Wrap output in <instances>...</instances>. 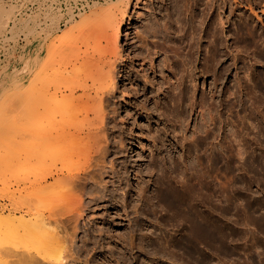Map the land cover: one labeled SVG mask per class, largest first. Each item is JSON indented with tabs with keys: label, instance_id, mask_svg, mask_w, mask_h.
Wrapping results in <instances>:
<instances>
[{
	"label": "rangeland",
	"instance_id": "rangeland-1",
	"mask_svg": "<svg viewBox=\"0 0 264 264\" xmlns=\"http://www.w3.org/2000/svg\"><path fill=\"white\" fill-rule=\"evenodd\" d=\"M46 1L58 6L61 16L64 14L57 0ZM111 1L114 0H92L90 4L104 5ZM177 1L180 2L179 0H130L126 14L120 22L118 43L124 58L119 60L121 67L118 65L115 73V96L111 97L109 102V107L114 105L115 112H110L106 120L107 133L105 132V135L103 133L105 137L102 136L106 139L107 152L100 155L101 160L98 159L100 162L95 160V155L99 156L97 152L95 154L93 152L97 147L88 141L89 139L84 141L86 145L79 141L77 144H72L82 145H79L77 150L75 146L70 153L58 148L57 144L60 147V143L64 142L59 140L60 143L58 141L53 145L54 147L57 145L56 155L61 154V157H54L52 162L48 160L50 156L47 158V155L51 150L47 151L48 153L44 151L47 154L41 157L42 164H45L43 168L48 167L47 170L51 169V172L61 167L64 173L68 174L70 171L82 175L90 169L89 175L93 179H85L84 184L89 185L88 182H92L95 186L92 190H89L91 187L89 188L88 185L87 188L82 187V189L74 185L73 189L70 185L73 191L68 185L60 188L63 189L61 192L63 191L64 200L69 198L64 201L59 197L58 201L62 202L56 203L59 206L54 205L55 209H53L58 208L59 210L54 213L59 211L60 215L56 213L55 215L60 216L59 218L64 215L63 219L74 216V213H81L77 221L66 219L68 222L62 224L64 227L60 225L63 228L60 226L54 228L55 232L58 230L59 233L60 230L61 237H71V243L69 241L64 243V250L68 249V252L64 251V255H69L66 256V264H264V112L259 113L251 100L258 98L260 94L256 87H253L254 76L264 64L259 58L260 52L264 54V0H214V7L209 11L214 10V15L223 22L224 28L222 44L219 46L222 51L220 65L208 61V37L207 40L206 37L201 38L200 51L191 62L188 61L189 64L187 62L188 65L184 66L187 75L180 86L185 93L180 100L176 99L178 89L175 91L180 87L177 86L178 82L174 77L179 76L177 68L173 77L170 71L164 72L171 77V86L167 87L158 70L153 74L154 76L150 71L145 76L138 64L139 61L134 59L132 66L128 65L127 61L130 59L129 56H125L127 53L133 54L134 48H137L135 34L140 33L142 25L144 26L146 22L154 24L155 20L162 22L163 18H172L174 27H171L173 31L170 30V34L166 32L163 45H160L162 49L156 46L158 54L155 55V61L153 60L155 64L167 44L177 47L181 45L179 48H184L182 51H186V41L182 37L183 29L181 32L179 29L180 21L182 22L186 15L181 16V13L177 17L174 8ZM189 1L187 4H190ZM216 3H219V6ZM13 4H17V8L13 9L14 17L8 13L10 5ZM189 4L188 8H190ZM37 6L38 0L33 2L32 0H0L2 24L5 23L8 27L13 23L11 18H16L13 29L4 34L7 35V39L2 38L3 31L2 29L0 31V64L12 63L14 68L22 65L23 51L20 43L22 44V33L25 28L19 18L24 17L27 12L30 13ZM87 7L85 11L78 12L74 17L78 18L81 13L88 12L90 6ZM42 9L44 10V6ZM37 17L43 18L41 15ZM207 18L208 16L206 20ZM227 19L229 22H226ZM196 23L198 24L197 21ZM60 24L61 27L65 26L62 19ZM98 25L100 28L95 27L91 31L88 28L84 29L78 37L80 39L87 37L91 41H96L102 36L101 30L106 22ZM244 26L248 28L247 30L254 31L253 34H258L256 38L258 37L259 44L257 42L256 46L252 45L257 49L252 46L245 49L239 36L236 38L237 29L246 28ZM14 37L20 46L11 48L6 60V51L15 42ZM147 39L159 42L162 40L157 36H149ZM148 47L155 46L148 44ZM166 51L165 53L172 60L174 52L170 53L169 49ZM129 68H134L132 74H136L135 79L127 77ZM21 75L20 67L16 72L11 69L5 73L2 72L0 65V168L4 171L0 169V178L1 181L3 180V183L0 182V211L3 214L10 210L18 215L24 210L25 213L28 212V209H31L32 213L36 208L35 202L28 201L30 200L28 197L24 198V194L27 195L25 185L30 181L31 173L29 181L24 178L30 167L28 168L27 163H24L26 158L22 95L16 92V96L12 97L10 93L8 94L10 91L21 90ZM144 78L147 80L144 81ZM150 80H154L152 82L155 84L148 83ZM251 88H254L257 94ZM250 89L252 92L246 91ZM248 94L251 99L250 96H246ZM171 96L174 97L175 102L169 99ZM260 96L263 104L261 110L264 111V94L261 93ZM87 143L94 148L90 146L89 151H85L87 150L85 148L83 150L82 146L85 145L84 147L87 148ZM81 148L83 152L79 151ZM75 151H77L76 156ZM214 157L218 159L215 158V161ZM247 157L256 162L250 165L245 161ZM56 159L61 161H55ZM34 160L33 162H37ZM49 161L51 164H48ZM6 163L7 169H4L6 167L2 164L6 165ZM36 165L39 166L38 163ZM43 168L41 171L45 172L46 168ZM25 177L28 176L25 174ZM99 177L104 178L105 182L103 180L101 182ZM162 179L170 184L171 190L175 188L179 193H183L189 205L196 208V213L199 211L197 213L199 217L208 219L210 230L215 235L213 238H211L213 234L210 238L205 237L202 230L195 227L190 216L183 214L181 220H178L179 223L171 220L172 209L161 198L158 187ZM48 180L51 181V177H48ZM209 186L215 188L213 197L215 206L213 204V215L210 218H208L210 212L205 210L202 203L200 204L201 200L211 198ZM16 194H20L22 198ZM63 203L69 209L65 208ZM80 203L84 204H81L83 207H77L78 212L75 208ZM71 222L76 223V230H73ZM62 231H66L64 232L66 234L63 235ZM32 251L34 250L30 249V252ZM20 252L25 254V251L20 250ZM20 254L16 253V256ZM16 256L14 254L12 257ZM21 258L29 261L32 259L34 263L37 260L38 264L40 260V258L36 259L35 255L31 257L21 255ZM5 259L9 260V257ZM8 263L13 264L9 261Z\"/></svg>",
	"mask_w": 264,
	"mask_h": 264
},
{
	"label": "bare ground",
	"instance_id": "bare-ground-1",
	"mask_svg": "<svg viewBox=\"0 0 264 264\" xmlns=\"http://www.w3.org/2000/svg\"><path fill=\"white\" fill-rule=\"evenodd\" d=\"M33 1L34 0H32V2ZM179 1H180L179 3L178 1L176 4L174 3L175 4L174 8H175L177 17L181 13H182L181 16L183 14L186 15V17H183V21L182 22L180 21V24H179L181 26V28H179L180 32L183 29L182 31L183 34L182 33L181 34H182L183 40L185 39L184 41H186V44H185L187 47L186 51H182L184 48L183 49L179 48L181 45L177 47V45L172 46L166 43L167 46L163 48L162 56L159 57L157 64H155L154 62L156 58L155 55L158 54V49L156 48V46L157 45L160 46L161 44L163 45V42L166 38L165 35H167L166 32L170 34L169 33L170 30L171 32L173 31L171 27H174L172 26L173 24L172 18L171 19L163 18L162 22H158V20L157 21L155 20V23H154L155 26L153 22H151V24H149L150 22L149 23L146 22L147 24L144 23V26L142 25L143 28L141 27L142 29L141 31H139L140 33L135 34L136 42L138 43L137 48L136 49L134 48L133 54L127 53L125 55L127 57L129 56L128 58L130 59L129 61H127L128 65L132 66V61L134 59L137 60V62L139 61L138 64L141 67V71L145 74V76L149 74L148 73L149 71L153 75L157 73V70H158L160 72L159 75L161 76V78L164 79L163 82L167 84V87L169 85L171 86L170 84L171 77L169 75H166L164 72L166 70L170 71V75L173 77L175 74L174 70L177 68L178 69L177 72L179 73V76L177 77L174 76V77L176 78L178 82L177 86L178 85L180 86L184 81L183 78L187 75V72L184 71L185 69L184 66L187 64L188 61L191 62L193 58H195L194 56L200 51V47H201L200 39L201 38L206 37V40H207V37H208V40H207V46H208L207 53L208 54L207 55H209L208 61L210 63L214 65L216 63L219 64V62L221 61V56H222V51L220 50L219 46L220 44H222L221 40L223 37V29H224L223 22H221L220 19L217 18L218 16L216 17L214 15V10L209 11L211 7H214L215 1L214 0H205V1L204 0H191V2L189 0H179ZM187 1L190 2V4L188 3L190 5V8L187 7L188 5ZM49 3L45 2V0H38V6L35 9H32L30 13L27 12L24 17L19 18L25 28L22 33L23 35L22 44L20 43L22 51H23L22 60H21L22 65L14 68L15 66L13 67L12 63L11 64L7 63L5 65H2L3 63L2 62L0 64L2 72H5V73H8L11 69L15 70L16 72V70L18 71L19 67L21 68V71H22V75H21L22 82L20 83L22 84L21 90L15 91V92L10 91L8 92V94L10 93V96L12 95V97L16 96L17 93L22 95L23 117H24L23 125H24V135H25L24 145H25V158H26V159L24 158L26 161L24 163L25 164L27 163L28 168L30 167L29 172L25 171L26 172L25 174L28 177H25V174H24V178L28 180L30 173H31L30 176L32 177V178L30 177L29 179L30 181L28 180L29 181L28 184L25 185V188L27 190L26 192L27 195L24 194L25 195L24 198L25 197L30 198V200L28 199V201H33L35 202L34 204L36 205L35 210L33 208L35 212L32 210L33 211L32 213H31V209H28L30 212L27 210L28 212L25 213V210H24L22 213L20 212V214L18 215L10 210L6 214H3L0 211V264H9L8 261L10 263L12 262L13 264H16V263L19 264V261L22 262V263L20 262V264H38L37 260L34 263V260L31 261L32 259L29 261L27 259L21 258V255L23 257L25 256L31 257L32 255H35L36 259L40 258V260L38 259L39 264H66V258H67L66 256H69V255H66V254L64 255L65 253L64 251L67 250L68 252V249L64 250L65 248L64 243L65 241L67 242L69 241L71 243V237H68V236L61 237L62 235L60 236V230L58 233L57 232L58 230H56L55 232L54 228L55 227L57 228L58 226L64 224V222L66 224L68 222V221L66 222V219L67 220L71 219L70 221L72 222L73 220L77 221L78 217H80L79 215H81L77 207L79 206L81 207L82 206L81 204H84V203H80L79 205L76 206L75 209H77L79 213L77 214L74 213V216L67 215L68 217L65 216L66 218H63V219L62 217L64 215L61 216V218H59L60 217L59 211H58L59 213L55 212L56 214H59L58 215L59 217L55 215L54 211H57L58 208L54 210L55 209L54 205L59 206L56 203H61L62 202L61 200H64L63 198L64 195H62L63 191L61 192V190L63 189H60L61 187H63L64 185L65 186L68 185V188L71 189V187H69L71 185L72 188L74 186H78L81 189L82 187L87 188L86 185L88 184L86 185L84 184L86 183L85 179L90 178L92 180L93 178L91 175H89L91 171H88V170L90 169H88L87 172H83L82 175L74 174L73 172L71 173L70 171L69 173L71 174L64 173L62 172L61 167L60 169H57L56 171L51 172L50 171L51 169L47 170L48 167L43 168L45 164L44 165L42 164L41 157L46 156V154L51 150V152L48 153L47 158L50 156L51 158L49 157L48 160L50 159L52 162L56 158V156L61 157L60 156L61 154L56 155L57 150L55 149V147L57 145L59 149H62L63 151L65 150L66 152L70 153L75 148V146H76L75 150H77V147L79 149V145H82L84 141L86 142V139H89L88 141H91L92 144L97 147L96 150L93 149L95 150L93 151L94 154L95 152H97L96 154L99 155V156L95 155V160H98V159L101 160L100 155L107 152L106 139H103L105 137L104 136L105 132L107 131L106 120L108 116H110V112L111 113L115 112L114 105L113 107L111 106L109 107V104H110L109 102H110L111 97L115 96L114 90L116 88L115 87L116 81L114 79L116 78L115 73L117 72V66L119 65V60H123L124 58L120 50L121 47L118 43V38H119L120 22L123 19L124 14H126L125 12H126L127 7L130 4V0H114L104 5H96L95 3L93 4L89 3L88 4L90 6L89 11L84 14L81 13L78 18H75L74 15L81 11H77L76 13H70L68 17H64V15L61 16L58 6H54V5H51L52 3L50 4ZM191 4L193 7H191ZM216 4L218 5L219 3H216ZM16 6L17 4L10 5V8L8 9V13H10V15L13 17L15 16V11H13V9ZM42 6H44V10L42 9ZM1 14H2V10L0 9V31L1 29L3 31V34L1 36L3 39L5 38L7 39V35H4V34L6 31L8 32V30L13 29L16 18H11L13 23L9 25L10 27L8 26L10 28L9 29L7 27V24L5 23L2 24L3 20L1 18ZM39 15H41L43 18H38L37 16ZM197 16H199L200 18H197ZM207 16L208 18L206 20ZM60 19H62V22L64 21V24H63V26L65 25L64 27H61L62 24H60ZM177 20H181V19L178 18ZM196 21L198 22V24L196 23ZM104 22H106V25L101 30L102 36L96 41L95 40L91 41L89 40L90 38H87V37H83L82 39L78 37L79 34L84 29L88 28V30L91 31L92 28H95V27L100 28L98 24L104 23ZM226 22H229V19H227ZM247 29H248L247 27L242 28V29L238 28L237 29L238 35L236 36V38H238L239 36L240 41H242L243 47H245V49L247 47L250 48L249 46H252V45L256 46L257 42L258 44L260 42V41H257L258 37L256 38L258 34L256 33L257 35H255L253 34L254 31L252 32ZM11 35H8V37ZM149 36H157L161 38L162 40L161 42H159L158 40H148L147 38ZM14 40L15 42L12 41L14 42L13 44L11 43L12 45L9 44L11 45L10 49L8 48V51H6L7 53L5 52L6 60H7V54L9 50H11V48L15 46H20L19 43L17 42L18 40L16 41L15 37H14ZM148 44H152L155 47L150 48L148 47ZM228 44L229 43H227V46H229ZM161 46L159 47V49L160 48L162 49ZM168 49L169 51L171 50L170 53L172 51L174 52L172 53V56L175 54L172 57L173 58L172 60L165 53V51ZM129 54H132V55H129ZM259 58H261L262 61L264 62V54L262 52L259 53ZM167 66H169V68H167ZM171 66L173 67L172 69H171ZM191 66L189 67L191 68ZM119 67H121V64L119 65ZM194 68L195 67H193V69ZM125 69H126V66H125ZM133 69L131 68L128 69L129 74H127V77L130 79L131 78L135 79L136 77L135 73H134L135 75L132 74ZM146 80L147 78L144 81ZM152 81L154 80H150V82L148 83L155 84V82H152ZM254 82H255V85L252 83L253 87L255 86L256 90L259 91L260 93L259 96L261 95V93L264 94V64L261 70L255 72ZM177 89H178V95H177L178 98L176 97V99L180 100L183 98L185 90L181 86L179 88H176L175 91H177ZM251 89H253L254 92H256L254 88H251ZM251 89L250 91L248 90L246 91L252 92ZM172 91L174 92L173 89ZM250 95L248 94L246 96L249 97ZM259 96L258 98H255V99L254 98L251 99L252 97L250 96V99L255 104L257 108L256 110H258L259 113L261 112L263 113L264 111L261 110V108H263L262 107L263 104L260 98L261 96L260 97ZM171 97H169V99L171 101H174V97L172 98ZM175 110L177 109L175 108ZM259 113H256V114H259ZM209 118L211 119V117ZM59 140H61L62 142L64 141L63 144L66 142L67 143L64 144L63 146V144L60 143L61 141ZM58 141L60 143V147H59V144H57ZM78 141L82 142V144H78L75 146L72 145V144H77ZM53 143H56L57 145L55 144L56 146L54 147ZM87 144H88L87 148L84 147L86 143L84 146H82L83 150L84 148L87 149L85 151H89L88 147L89 149H91L93 146V145L91 146V144L89 143ZM51 145L53 146L51 147ZM61 145H62V148H61ZM44 151L45 152L48 151V152L45 154ZM79 151H82V148ZM76 152L77 151L74 152V155L76 154ZM86 156H89V155H86ZM215 158L216 157H214V159ZM34 159L37 160V162H33ZM99 160L97 161L98 163L100 162ZM55 161L59 162L61 160L56 159ZM245 161H247L250 165H253L256 162V160L249 158V157H247ZM36 163H38L39 166L36 165ZM48 164H51L50 161ZM7 165H8L7 163L6 165L2 164V166H5V167ZM10 165L14 166L12 164H9V166ZM41 165L43 169L46 168V170H44L45 172L41 171L42 170ZM60 165H63V164H60ZM99 166H101V164ZM23 167L25 168V166ZM55 167L57 168V166ZM64 168L66 170L67 167L65 166ZM0 169L2 171V168ZM4 169H7V167ZM20 169H22V166ZM39 172L41 173L39 174ZM48 177H51L52 179L51 181L48 180L49 182L47 181ZM103 179H101V182ZM0 182L3 183V180L1 181V178H0ZM88 183H89L88 187L89 188L91 187V189L89 190L95 189L94 188L95 186L92 184V182H88ZM158 187L160 188L161 198L172 209L173 217L172 219L171 218L170 219L174 220V223L175 221L176 223H179L180 221L178 220H181V217L184 216L183 214L190 216L191 221L193 222L195 227L202 230L205 237L207 236L208 238H210L213 232L210 230L211 226L209 227L208 219L207 218L205 219V217L202 218L201 215H200L201 217H199V215L197 214L199 211L196 213L195 211L196 208L194 207L192 208V206L189 205V202H187L188 200L182 195L183 193L182 194L179 193L178 191H176L177 189L175 190V188L174 190H171L170 184L163 179L159 183ZM208 189L211 190V192L208 190L211 193V198L208 200H204V201L201 200L200 204L202 203V205L205 206L204 208H206L205 210L210 212L209 214L206 211L210 215L208 218H210L213 215V210H212L214 208L213 204L215 206V203H213V197L215 195V188L213 186H209ZM23 190L25 191V189ZM96 193L97 192H95V194ZM60 194L62 196H59ZM18 196L22 198L20 194ZM59 197L61 198L60 200L61 202L58 201L60 199ZM31 204L30 206H33ZM63 204L62 205L60 204V205L63 206ZM64 207H65V204H64ZM63 210H66V209H63ZM71 223H68V224H71ZM68 224L66 226H68ZM71 226L74 228L73 230H76L75 229L76 223H72ZM64 232L66 231H62V234ZM214 236L215 235L213 234L211 238H213ZM67 238L68 240H66ZM17 248H20L21 251H25V254H24L25 256L23 255V253L20 254L21 252ZM30 249L34 250L32 252H34L35 254L30 252ZM16 253L20 254L19 255L20 257L16 256ZM70 253H72V250ZM14 254L16 257H18V259L15 257L16 258L15 260V258L12 257L14 256ZM10 256L12 258H10ZM8 257H9V260L5 259ZM44 259L45 260L47 259L48 261L47 260L45 261ZM17 260L18 262H16Z\"/></svg>",
	"mask_w": 264,
	"mask_h": 264
},
{
	"label": "built area",
	"instance_id": "built-area-1",
	"mask_svg": "<svg viewBox=\"0 0 264 264\" xmlns=\"http://www.w3.org/2000/svg\"><path fill=\"white\" fill-rule=\"evenodd\" d=\"M57 1L61 10L64 12L63 14L64 17H68L70 13H76L77 11H82L86 9L88 4L92 0H57Z\"/></svg>",
	"mask_w": 264,
	"mask_h": 264
}]
</instances>
